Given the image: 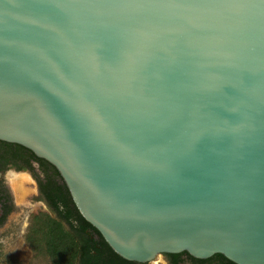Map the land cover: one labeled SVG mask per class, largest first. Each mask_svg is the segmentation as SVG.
<instances>
[{
  "label": "water",
  "instance_id": "obj_1",
  "mask_svg": "<svg viewBox=\"0 0 264 264\" xmlns=\"http://www.w3.org/2000/svg\"><path fill=\"white\" fill-rule=\"evenodd\" d=\"M0 142L128 262L264 264V0H0Z\"/></svg>",
  "mask_w": 264,
  "mask_h": 264
},
{
  "label": "rangeland",
  "instance_id": "obj_2",
  "mask_svg": "<svg viewBox=\"0 0 264 264\" xmlns=\"http://www.w3.org/2000/svg\"><path fill=\"white\" fill-rule=\"evenodd\" d=\"M1 151L22 155L18 150L2 148ZM20 162L24 163H16L0 173V191H7L13 206L12 213L0 226V264H55L47 252L44 220L37 222L38 216L48 215L60 222L67 232L75 236L81 246L87 237L75 231L72 225L60 218L41 194L40 184H46L48 177L58 181L52 171L32 160ZM17 169L22 171L18 172ZM72 222L76 228L79 227L75 218ZM75 264H80V259L76 260ZM151 264H172V260L164 254L158 256ZM183 264L199 263H192L185 258Z\"/></svg>",
  "mask_w": 264,
  "mask_h": 264
},
{
  "label": "trees",
  "instance_id": "obj_3",
  "mask_svg": "<svg viewBox=\"0 0 264 264\" xmlns=\"http://www.w3.org/2000/svg\"><path fill=\"white\" fill-rule=\"evenodd\" d=\"M0 145L22 152V155L19 153L17 155L15 154V156L8 152H4V155H0V163L16 164L24 163L20 162L23 160H32L52 171L53 176L56 177L58 181L56 182L52 177H48L46 184L41 183L42 194L52 209L58 213L60 218L72 225L75 231L87 237L85 243L81 246L75 236L67 232L60 222L54 220L48 215L38 216L36 218L37 222L44 220L46 228L44 236L47 244V252L54 259L55 264H75L78 259H80V264H137L128 262L118 256L107 244L102 235L86 222L75 206L60 174L53 166L38 159L32 152L23 147L4 142H0ZM25 153L28 155H25ZM0 192L4 193L5 191ZM7 208L8 210L1 219L0 224L4 222L7 215L11 212V208L6 207V209ZM73 218L76 219V223L79 226L78 228L74 226L72 222ZM168 256L171 258L172 264H183L185 258L192 263L199 264H214L215 262H220L221 264H234L222 255L214 256L209 260H198L190 256L188 253Z\"/></svg>",
  "mask_w": 264,
  "mask_h": 264
},
{
  "label": "flooded vegetation",
  "instance_id": "obj_4",
  "mask_svg": "<svg viewBox=\"0 0 264 264\" xmlns=\"http://www.w3.org/2000/svg\"><path fill=\"white\" fill-rule=\"evenodd\" d=\"M2 148H5V149H10V148H8V147H3V146H1L0 145V155H4V152H7V151H1V149ZM10 150H15V149H10ZM3 153V154H2ZM8 153H10L11 155H13V156H15V154H13V152H11V151H9ZM25 155H28V154H26L25 153ZM33 162H35V163H37L36 161H33ZM15 165V163L13 164V163H11V164H3V163H0V173L2 172V170H5V168H7V167H9V166H14ZM18 170V169H17ZM20 171H22V169L21 170H18V172H20ZM39 189H40V192H41V194H42V191H41V184H40V187H39ZM43 195V194H42ZM44 196V195H43ZM3 197H4V199H3ZM45 198V197H44ZM46 200V199H45ZM0 206H1V208H0V210H1V212H2V217L0 218V221H1V219L3 218V216L5 215V213H6V211L8 210V208L6 209V207H10L11 208V212L7 215V217L12 213V209H13V206H12V203H11V198H10V196H9V194L7 193V191H5L4 193H1L0 192ZM6 217V218H7ZM5 218V219H6ZM3 223V222H2ZM2 223L0 224V226L2 225Z\"/></svg>",
  "mask_w": 264,
  "mask_h": 264
}]
</instances>
